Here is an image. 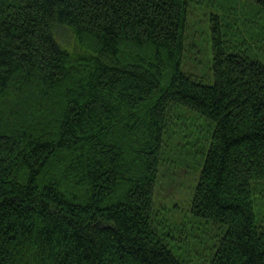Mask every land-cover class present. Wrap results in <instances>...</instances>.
Masks as SVG:
<instances>
[{"label":"trees","instance_id":"1","mask_svg":"<svg viewBox=\"0 0 264 264\" xmlns=\"http://www.w3.org/2000/svg\"><path fill=\"white\" fill-rule=\"evenodd\" d=\"M193 1L0 0V264H264V0H214L208 80L181 69ZM170 143L200 170L196 263L156 222Z\"/></svg>","mask_w":264,"mask_h":264},{"label":"rangeland","instance_id":"2","mask_svg":"<svg viewBox=\"0 0 264 264\" xmlns=\"http://www.w3.org/2000/svg\"><path fill=\"white\" fill-rule=\"evenodd\" d=\"M219 1V7L224 4L233 5L240 11V4L243 5L249 0ZM192 3V13L186 32L187 50L184 53L181 69L187 74L190 73L200 79L208 80L212 74L209 17L211 12L216 11L212 7L215 2L214 0H194ZM202 126L201 122L195 121L183 113L182 118L173 123L171 134L173 137L183 135L187 140L182 139L181 142L186 144L192 140V145L199 137L198 129L201 128L204 131L205 127ZM169 147V155L173 159L176 157L177 162L168 164L169 167L163 166L164 164L160 165L159 179L153 193L154 206L157 208L156 222H159L158 224L161 226V234L165 236L168 233L171 236L166 240L179 258L191 260L194 263L198 260H207L212 243L209 236L210 231L206 230L207 227L205 226L207 221L192 216L190 212L200 170L195 169L192 165L196 163L195 159L192 164L189 163L188 167L183 162L178 161L179 155L186 156L185 150L187 149L181 146L176 147L173 143H170ZM175 147L180 152L177 153ZM257 191L254 195L255 208L257 217L263 219L264 185L260 186Z\"/></svg>","mask_w":264,"mask_h":264}]
</instances>
